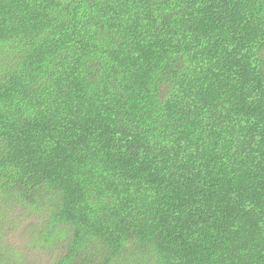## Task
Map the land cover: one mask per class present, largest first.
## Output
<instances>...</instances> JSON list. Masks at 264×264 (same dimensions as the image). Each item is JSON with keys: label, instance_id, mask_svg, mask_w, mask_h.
Returning <instances> with one entry per match:
<instances>
[{"label": "trees", "instance_id": "16d2710c", "mask_svg": "<svg viewBox=\"0 0 264 264\" xmlns=\"http://www.w3.org/2000/svg\"><path fill=\"white\" fill-rule=\"evenodd\" d=\"M15 209L50 264H264V0H0Z\"/></svg>", "mask_w": 264, "mask_h": 264}, {"label": "rangeland", "instance_id": "374dc122", "mask_svg": "<svg viewBox=\"0 0 264 264\" xmlns=\"http://www.w3.org/2000/svg\"><path fill=\"white\" fill-rule=\"evenodd\" d=\"M0 232V264H50L52 250L31 246L37 220L28 212L15 209L8 212Z\"/></svg>", "mask_w": 264, "mask_h": 264}]
</instances>
